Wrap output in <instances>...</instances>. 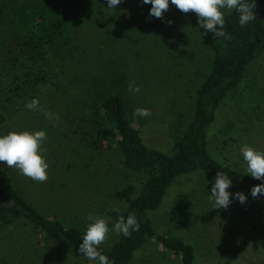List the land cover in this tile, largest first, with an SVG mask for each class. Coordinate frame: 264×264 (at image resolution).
<instances>
[{
  "label": "rangeland",
  "instance_id": "rangeland-1",
  "mask_svg": "<svg viewBox=\"0 0 264 264\" xmlns=\"http://www.w3.org/2000/svg\"><path fill=\"white\" fill-rule=\"evenodd\" d=\"M20 1L2 0L12 7ZM121 1L124 7L116 11L119 21L112 19L109 26L116 23L112 34L115 38L120 36L122 45L125 40L130 42L132 36L142 34L140 44L131 47L132 55L123 52L115 39V43L108 42L109 49L105 50L99 43L104 38L101 31L106 27L105 17L96 15L104 26L97 27L96 22H90L94 18H88V24L82 19L86 15L77 10L68 17L78 14L81 20L74 26L70 39L64 36L67 45L61 42L60 46L69 50L71 62L87 49V57L77 64L83 77H91L97 68L102 72L100 82H108L105 86L117 92L125 105L149 109L152 115L141 117L144 121L141 137L146 145L169 152L174 135L190 116L194 88L207 68L210 51L204 46L203 28L195 13H182L171 3L163 19H158L149 16L151 4H142L141 0ZM169 20L171 24L167 23ZM75 70L72 63L67 66L65 88L72 87L68 80L73 79ZM117 72L119 76L115 75ZM3 77L0 75V79ZM132 81L134 87L140 88L138 93L129 92ZM36 88L38 96L35 97L41 108L46 104L45 99L52 102L56 99L49 98L51 93L40 82ZM25 94H30V98L24 102L35 98L31 90ZM52 94L56 96V92ZM62 96L67 101L69 96L73 99V94L68 96L66 90ZM64 98L60 100L61 105ZM24 107L18 98L12 102L0 101V135L10 131L44 130L47 139L42 142L40 154L49 165L48 180L39 183L15 168L1 165L22 189V194L46 217L82 229L91 223L87 219L89 213L105 218L109 233L99 247H108L117 234L112 231L116 221L106 210L125 207V201L114 198L112 192L126 181L133 182L136 190L140 175L122 168L111 134L97 126L101 123L97 117L96 121L93 118L86 122L76 118L79 112L72 116L61 109L56 112L48 108L58 119H46L43 114L38 116L39 112ZM206 133L208 153L240 171L246 172V162L240 152L242 145L264 152V45L246 65L241 82L215 108ZM214 182L215 177L209 171L198 168L176 175L167 185L159 205L147 210L153 227L190 243L196 258L192 264H264V198L244 194L247 200L241 204L234 198L239 191L232 183L228 189L233 194L232 203L226 210L216 209L209 199ZM4 226H0V264H96L83 254L55 245L51 238H45L20 219ZM125 264L182 263L178 255L146 239Z\"/></svg>",
  "mask_w": 264,
  "mask_h": 264
},
{
  "label": "trees",
  "instance_id": "trees-1",
  "mask_svg": "<svg viewBox=\"0 0 264 264\" xmlns=\"http://www.w3.org/2000/svg\"><path fill=\"white\" fill-rule=\"evenodd\" d=\"M247 2L251 3L253 0ZM82 3L85 5L84 10ZM255 3L253 11L256 19L243 27L238 22L239 14L235 10L224 11L225 37L215 38L211 32L203 29L204 46L210 51L207 68L194 88L187 122L174 135L171 150L164 152L144 143L140 134L144 121L141 117L134 116V110L139 106L125 105L117 92L105 86L108 82H100L102 72L97 68L88 78L79 73L77 64L86 56L87 49L71 62L69 50L60 46L61 42L67 45L64 36L70 39L73 29H76L74 26L77 27L81 20L78 14L74 15L75 19L68 17L77 10L79 14L86 15L82 19L88 24L96 22L97 27L98 24L106 26L101 31L104 38L99 40L105 50L109 49L108 42L112 40L115 43V39L123 52L132 55L131 47L133 44H140L142 34L132 36L130 42L125 40L122 45L120 36L115 38L112 34V26L116 23L109 26L110 20L114 21L118 16L117 9L124 7L122 1L116 8L110 9L107 8V0H21L14 7L0 0V75L4 76L0 79L1 103L18 98L26 105L24 100L30 98V94L25 93L31 90L32 97L38 96L36 86L40 82L51 93L49 98H56L54 102L45 99L43 110L50 108L58 112L61 109L65 114L72 113V116L74 112H79L76 118L86 122L93 118L96 121L97 117L101 122L97 126L109 130L111 134L122 168L130 174L140 175L136 190L133 182L126 181L112 192L114 198L125 201V207H110L106 210L116 222L121 215L127 218L129 214H135L140 224L139 231H132L127 237L117 235L108 247L98 248L111 264L127 263L132 252L146 239L178 255L182 264L195 263L193 246L179 237L156 230L152 219L147 215V210L159 205L167 185L176 175L197 168L209 171L214 177L217 172H222L240 193L250 195L253 186L264 183L248 176L247 172L221 163L208 153L206 147V129L214 118L215 108L241 82L246 65L264 45V0H255ZM97 14L105 17L104 26ZM88 18L95 20L88 22ZM127 18L128 16L123 22ZM117 21L119 19L116 18ZM70 63L76 70L73 79H69L71 82L68 80L72 87L65 88L64 74ZM54 68L58 70L57 73ZM115 75L119 76L118 72ZM79 79L84 83L80 84ZM64 90L68 96L72 93L73 99L69 96V101L65 100L62 96ZM54 92L56 96L52 94ZM62 98L64 103L61 105ZM4 110L7 111L8 107ZM10 111L13 112V109L10 108ZM37 115L41 116L42 112ZM124 177L126 178V174ZM22 193V189L15 185L13 177L0 163V226L6 227L4 225L13 224L20 219L45 238H51L55 245L81 254L79 246L86 229L46 217ZM260 197L264 198V195Z\"/></svg>",
  "mask_w": 264,
  "mask_h": 264
},
{
  "label": "clouds",
  "instance_id": "clouds-1",
  "mask_svg": "<svg viewBox=\"0 0 264 264\" xmlns=\"http://www.w3.org/2000/svg\"><path fill=\"white\" fill-rule=\"evenodd\" d=\"M121 0H107V8H116ZM142 4H151L150 17L163 19V14L169 10L170 3L182 13H195L198 24L205 32H211L215 38L225 37V19L223 10H235L239 14L240 26H245L256 19L253 9L256 7L255 0L249 3L247 0H141ZM167 23L171 24L169 20ZM134 81L129 84V92L135 94L140 91L134 87ZM25 107L31 111L41 112L46 119H58V116L47 110H42L40 101L33 98L26 103ZM152 113L147 108L137 107L134 110L135 117H149ZM47 139L44 130L10 131L6 135H0V163L6 164L9 168H15L19 173L33 181L44 183L48 180V163L40 154L41 145ZM240 152L246 162L247 175L264 181V152L258 151L248 145H242ZM232 181L222 172H217L215 182L211 188L209 199L214 202V208L227 209L232 203L231 194L228 189ZM264 195V183L255 185L251 189V196L259 198ZM235 199L244 204L247 197L240 192L235 193ZM87 219L91 221L87 225L82 236L83 242L79 246V252L88 260L96 264H111L108 257L103 255L98 248L108 237L109 227L107 220L100 216L88 214ZM135 214H129L127 218L121 215L114 224L112 231L117 235L130 236L132 231H139Z\"/></svg>",
  "mask_w": 264,
  "mask_h": 264
}]
</instances>
